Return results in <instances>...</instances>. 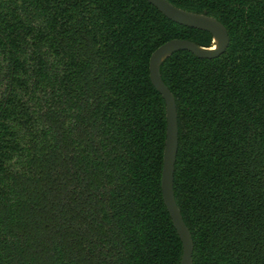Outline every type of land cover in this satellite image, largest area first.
<instances>
[{"label":"trees","instance_id":"trees-1","mask_svg":"<svg viewBox=\"0 0 264 264\" xmlns=\"http://www.w3.org/2000/svg\"><path fill=\"white\" fill-rule=\"evenodd\" d=\"M226 28L161 65L193 264H264V0H167ZM212 45L146 0H0V264H179L160 180L159 46Z\"/></svg>","mask_w":264,"mask_h":264},{"label":"water","instance_id":"water-1","mask_svg":"<svg viewBox=\"0 0 264 264\" xmlns=\"http://www.w3.org/2000/svg\"><path fill=\"white\" fill-rule=\"evenodd\" d=\"M171 22L196 30L208 32L212 37L210 47H202L183 39H172L155 49L149 58V78L165 104L166 132L163 150V165L160 188L163 203L172 225L181 241L182 254L179 264H193V241L176 204L173 181L178 148L177 111L173 94L164 84L160 68L172 54L187 51L199 59H215L221 56L229 45L226 28L217 19L205 13H194L175 7L167 0H146Z\"/></svg>","mask_w":264,"mask_h":264}]
</instances>
